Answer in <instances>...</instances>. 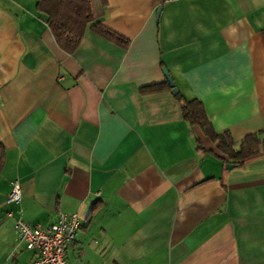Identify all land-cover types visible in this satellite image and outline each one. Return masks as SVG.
Wrapping results in <instances>:
<instances>
[{"label": "crops", "instance_id": "obj_1", "mask_svg": "<svg viewBox=\"0 0 264 264\" xmlns=\"http://www.w3.org/2000/svg\"><path fill=\"white\" fill-rule=\"evenodd\" d=\"M35 1L0 0V264L37 256L16 208L76 214L69 264H264V152L227 168L170 90H138L164 68L215 132L263 130L264 0H89L128 43L87 27L72 53Z\"/></svg>", "mask_w": 264, "mask_h": 264}, {"label": "trees", "instance_id": "obj_2", "mask_svg": "<svg viewBox=\"0 0 264 264\" xmlns=\"http://www.w3.org/2000/svg\"><path fill=\"white\" fill-rule=\"evenodd\" d=\"M35 9L44 15L45 23L56 45L66 53L75 50L87 27L120 47L124 48L128 43L126 38L93 20L89 0H36ZM138 90L140 93H151L170 90V86L167 81H162L141 86ZM172 96L178 102L182 118L190 125L198 127L202 134L213 142L224 165L240 164L245 158L264 152V129L256 133H246L236 142L228 131L213 130L199 100L186 99L178 91Z\"/></svg>", "mask_w": 264, "mask_h": 264}, {"label": "built area", "instance_id": "obj_3", "mask_svg": "<svg viewBox=\"0 0 264 264\" xmlns=\"http://www.w3.org/2000/svg\"><path fill=\"white\" fill-rule=\"evenodd\" d=\"M21 198L20 185L17 179L9 182L6 194V203L18 206ZM13 216L12 228L18 240L23 241L26 249H33L37 256L27 264H69L65 259V248L74 240L79 221L75 213L59 212L55 222L41 226L36 223L29 225L20 215V209L16 208Z\"/></svg>", "mask_w": 264, "mask_h": 264}, {"label": "water", "instance_id": "obj_4", "mask_svg": "<svg viewBox=\"0 0 264 264\" xmlns=\"http://www.w3.org/2000/svg\"><path fill=\"white\" fill-rule=\"evenodd\" d=\"M161 71L165 77V80L168 82V84L170 86V93L174 94L176 92V87L174 86V82H173L172 78L170 77V75L168 74L166 69L162 68ZM231 166H232V164H230V163L226 164L227 168H230Z\"/></svg>", "mask_w": 264, "mask_h": 264}]
</instances>
